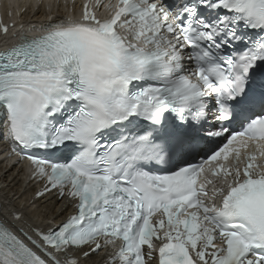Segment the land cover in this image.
Wrapping results in <instances>:
<instances>
[{
    "label": "snow or ice",
    "instance_id": "snow-or-ice-1",
    "mask_svg": "<svg viewBox=\"0 0 264 264\" xmlns=\"http://www.w3.org/2000/svg\"><path fill=\"white\" fill-rule=\"evenodd\" d=\"M104 7L0 51V128L37 199L76 202L47 231L0 213V264H264V0Z\"/></svg>",
    "mask_w": 264,
    "mask_h": 264
},
{
    "label": "bare ground",
    "instance_id": "bare-ground-1",
    "mask_svg": "<svg viewBox=\"0 0 264 264\" xmlns=\"http://www.w3.org/2000/svg\"><path fill=\"white\" fill-rule=\"evenodd\" d=\"M21 3L25 5L27 2ZM3 41H7V39L3 37L1 42ZM1 132L2 128H0ZM0 144L12 156H15L7 148V142L0 140ZM40 187L41 184L35 179L28 177L23 170L9 168L7 163L0 161V205L3 214L15 212L16 214H21L27 221V224H39L42 226L49 221L63 220L72 203L67 200L66 196L61 198L59 192L48 193L37 199L36 192L40 191ZM112 251V247L104 246L101 250L92 254L90 259H83V262L89 264H109V254Z\"/></svg>",
    "mask_w": 264,
    "mask_h": 264
}]
</instances>
